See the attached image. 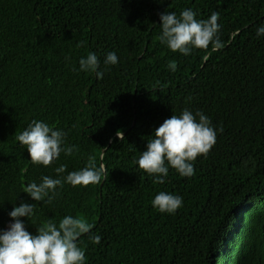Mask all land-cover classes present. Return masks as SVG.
Wrapping results in <instances>:
<instances>
[{
  "label": "trees",
  "instance_id": "trees-1",
  "mask_svg": "<svg viewBox=\"0 0 264 264\" xmlns=\"http://www.w3.org/2000/svg\"><path fill=\"white\" fill-rule=\"evenodd\" d=\"M188 8L198 20L219 13L222 50L184 56L160 43V14ZM260 26L264 0H0V229L14 206L35 203L31 220L21 218L32 234L66 215L92 225L78 241L86 264H264ZM88 52L102 79L73 71ZM108 52L119 63L105 69ZM185 108L222 131L193 176L170 168L154 184L136 162L154 130ZM33 120L66 131L79 151L48 167L32 164L16 136ZM90 160L106 169L100 184L65 183L51 203L22 192L55 178L61 164L67 175ZM161 191L183 198L174 214L152 207Z\"/></svg>",
  "mask_w": 264,
  "mask_h": 264
},
{
  "label": "clouds",
  "instance_id": "clouds-1",
  "mask_svg": "<svg viewBox=\"0 0 264 264\" xmlns=\"http://www.w3.org/2000/svg\"><path fill=\"white\" fill-rule=\"evenodd\" d=\"M196 16L197 13L191 8L182 10L179 16L172 11L161 13L160 43L184 56L190 55L193 49L207 51L210 45L211 52L222 50L225 45L219 36V13L213 12L206 20H198ZM256 36L264 38V26L257 28ZM65 61H70V57L65 56ZM78 63L79 68L73 71L95 73L98 79L103 78L104 71L95 53L88 52L79 58ZM118 63L115 52H108L103 61L105 69ZM167 67L175 72L177 63L169 62ZM220 131L222 128H214L211 119L203 112L193 113L185 108L178 116L165 119L154 130V138L147 141L146 150L142 151L136 163L148 176L153 177L154 184H164L170 168L175 169L181 177H191L195 174L194 162L197 157H207ZM67 135L63 129L33 120L16 136V140L27 149L32 164L48 167L60 158L61 153L71 156L79 151L78 146L66 144ZM117 135L121 138V135ZM66 171V165L61 164L54 168L55 178L42 176L39 183H27L22 192L33 201L51 203L65 183L72 187L100 184L106 169L103 164L97 166L90 160L78 171L64 175ZM151 203L160 213L174 214L182 207L183 198L161 191ZM36 206L35 203L21 202L8 212L11 222L0 229V264H86L85 251L78 246V241L83 234L91 231L92 225L83 218L66 215L58 225L49 220L32 234L26 230L21 218L31 220ZM91 242L100 244L101 236H93Z\"/></svg>",
  "mask_w": 264,
  "mask_h": 264
}]
</instances>
